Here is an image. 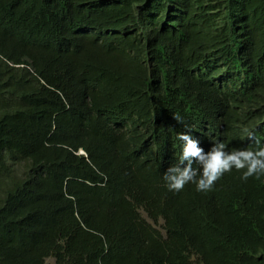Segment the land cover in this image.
I'll return each instance as SVG.
<instances>
[{"label":"trees","instance_id":"16d2710c","mask_svg":"<svg viewBox=\"0 0 264 264\" xmlns=\"http://www.w3.org/2000/svg\"><path fill=\"white\" fill-rule=\"evenodd\" d=\"M245 128L264 0H0V264H264V177L163 179Z\"/></svg>","mask_w":264,"mask_h":264},{"label":"clouds","instance_id":"9594fccd","mask_svg":"<svg viewBox=\"0 0 264 264\" xmlns=\"http://www.w3.org/2000/svg\"><path fill=\"white\" fill-rule=\"evenodd\" d=\"M175 119L180 121L179 116ZM243 131L255 147L229 151L224 142L216 141L206 150L190 130L179 133L177 139L182 142V151L178 161L164 173L167 189L180 192L186 185L194 184L196 191L210 192L217 181L233 170L240 172V178L244 181L250 177H264V142L254 129L245 128Z\"/></svg>","mask_w":264,"mask_h":264},{"label":"rangeland","instance_id":"374dc122","mask_svg":"<svg viewBox=\"0 0 264 264\" xmlns=\"http://www.w3.org/2000/svg\"><path fill=\"white\" fill-rule=\"evenodd\" d=\"M141 215H142L143 218L147 219L146 216L143 214V212H141ZM147 221L151 225H153L157 230H159L162 234L164 233L162 228H161V225H162L161 221H159L157 224H154L152 221H150L148 219H147ZM192 261H193L194 264H196V259L194 257L192 258ZM46 264H54V260L53 259H47L46 260Z\"/></svg>","mask_w":264,"mask_h":264},{"label":"water","instance_id":"95a60500","mask_svg":"<svg viewBox=\"0 0 264 264\" xmlns=\"http://www.w3.org/2000/svg\"><path fill=\"white\" fill-rule=\"evenodd\" d=\"M83 152L81 151L80 154H82Z\"/></svg>","mask_w":264,"mask_h":264}]
</instances>
